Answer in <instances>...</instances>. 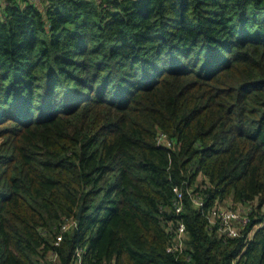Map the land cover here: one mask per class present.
<instances>
[{"label":"trees","instance_id":"1","mask_svg":"<svg viewBox=\"0 0 264 264\" xmlns=\"http://www.w3.org/2000/svg\"><path fill=\"white\" fill-rule=\"evenodd\" d=\"M189 190L204 210L264 203V0H3L0 264H41L80 207L55 264L77 247L82 264H264V217L223 241Z\"/></svg>","mask_w":264,"mask_h":264},{"label":"built area","instance_id":"2","mask_svg":"<svg viewBox=\"0 0 264 264\" xmlns=\"http://www.w3.org/2000/svg\"><path fill=\"white\" fill-rule=\"evenodd\" d=\"M2 1L3 0H0V3ZM17 1H19L20 3L29 1L34 5H37L41 0ZM156 138L158 143L161 145H164L166 147L173 146V139L162 131H158ZM174 190L176 192L174 211L176 215H180V213L182 212L183 193L181 190ZM188 196L191 200L192 205L202 211L204 217L207 220V227L209 228V230L213 231L218 237H222L223 241H226L227 238H243L244 241L247 242L252 238L253 233L262 225V222L253 224L252 227L249 228L247 232H245V229L247 228L251 220V214L255 212L253 206L251 205L252 202L231 204L234 206H223L220 202H218V200H215L212 206L204 210L203 207L205 206L206 200L201 193L189 190ZM247 204H249L251 208H247ZM77 227V219H69L60 224L59 230L54 239V248L42 260L41 264H55L57 262L58 255L55 247L59 245L64 232L76 229ZM166 232L168 235L166 242V251L174 254L175 257L178 258L179 255L184 252L186 246V228L182 219L177 218L175 221L167 220ZM84 252L85 249L83 247H77L75 249V253L73 256L75 264H82V256ZM185 260L189 261L190 255H186ZM106 264H116V262L114 259H112Z\"/></svg>","mask_w":264,"mask_h":264},{"label":"rangeland","instance_id":"3","mask_svg":"<svg viewBox=\"0 0 264 264\" xmlns=\"http://www.w3.org/2000/svg\"><path fill=\"white\" fill-rule=\"evenodd\" d=\"M197 181H199V180H197ZM231 204H233V203H232L230 200H228V201H224V202L221 203V205H223V206H227V205H231ZM251 205L253 206V209L256 210V215H257L258 217H264V203H263L262 205H258V199H254V200L252 201ZM231 206H234V205H231ZM246 207L249 208L250 205L247 204ZM250 208H251V207H250ZM253 209H252V210H253ZM254 228H255V227H254ZM254 228H253V229H254Z\"/></svg>","mask_w":264,"mask_h":264},{"label":"water","instance_id":"4","mask_svg":"<svg viewBox=\"0 0 264 264\" xmlns=\"http://www.w3.org/2000/svg\"><path fill=\"white\" fill-rule=\"evenodd\" d=\"M81 213H82V207L79 208L78 212H77V215H76V219L77 220H80L81 218Z\"/></svg>","mask_w":264,"mask_h":264},{"label":"crops","instance_id":"5","mask_svg":"<svg viewBox=\"0 0 264 264\" xmlns=\"http://www.w3.org/2000/svg\"><path fill=\"white\" fill-rule=\"evenodd\" d=\"M203 179H205V176H202L201 174H199L198 176H197V178H196V183H199L200 181H202ZM197 180H199V181H197Z\"/></svg>","mask_w":264,"mask_h":264}]
</instances>
